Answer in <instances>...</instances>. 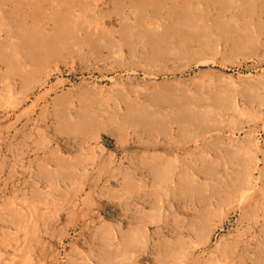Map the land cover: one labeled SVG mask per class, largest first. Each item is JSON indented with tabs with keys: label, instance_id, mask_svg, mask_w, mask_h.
<instances>
[{
	"label": "rangeland",
	"instance_id": "374dc122",
	"mask_svg": "<svg viewBox=\"0 0 264 264\" xmlns=\"http://www.w3.org/2000/svg\"><path fill=\"white\" fill-rule=\"evenodd\" d=\"M0 264H264V0H0Z\"/></svg>",
	"mask_w": 264,
	"mask_h": 264
}]
</instances>
